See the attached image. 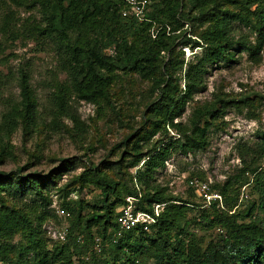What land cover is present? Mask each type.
Here are the masks:
<instances>
[{
    "label": "trees",
    "instance_id": "16d2710c",
    "mask_svg": "<svg viewBox=\"0 0 264 264\" xmlns=\"http://www.w3.org/2000/svg\"><path fill=\"white\" fill-rule=\"evenodd\" d=\"M232 3L239 9H230L228 5ZM252 4H256V8L250 11L248 7ZM33 8H37L41 17L40 25L35 27L36 35L50 41L58 58V68L65 75L64 83L50 98L54 118L61 114L79 125V119L68 103L70 99L85 103L108 102L113 77L133 74L149 80L153 91L157 92L156 103L149 108L150 117L155 118L154 129L143 138L149 140L159 131L166 132L167 125L176 129L181 137L164 145H153L146 153L141 151L137 141L132 147L133 153H129L132 159L116 164V170L131 180L128 169L143 162L134 177L138 189L124 186L120 190L119 181L106 172L96 167L89 170L86 180L93 178V183L101 189V197L92 206L80 201L62 204L60 210L69 214L60 216L69 221L67 234L64 241H53L51 249H47L48 239L41 226L47 219L55 218L48 209L51 200L45 188L48 183L55 182L58 172L44 178L33 174L22 176L23 169L0 172V207L5 210L0 215V263L75 264L73 257L85 250L82 240L85 236L91 245L100 246V258L93 257L92 264H264V167L259 164L264 158V134L253 147L243 150L242 160L246 157L252 162L239 173L244 184L250 182L245 175L252 176L251 186L256 199L233 213V205L226 202L225 208H220L217 201L201 211L199 223L206 228L220 226L225 230L217 243L209 244L205 249L189 231L190 222L186 219V214L194 209L186 204H194L166 195L155 179L156 172L164 168L172 150L183 153L203 151L213 122L227 108L248 104L247 98L237 101L218 96L212 103L193 111L188 134L187 129L184 131L173 122L182 115L194 95L204 88L207 64L231 62L235 45L250 55L258 54L264 46V6L260 0H151L145 22L123 17L121 12L125 4L122 0H33ZM187 11L197 14L190 18ZM185 20L207 23L208 27L199 34V39L206 44L205 55L187 66L181 78L182 86L176 72L182 71L183 61H174L178 57L174 55V44L180 36L170 34L178 32ZM236 22L256 33L254 46L233 39L232 26ZM151 29L155 38H152ZM193 44L199 46V42ZM3 80L0 74V85ZM16 81L18 101L2 103L0 94V131L5 136L16 131L19 124L27 130L35 127L39 120L29 74L20 69ZM235 184L228 179L220 192L228 195ZM31 194L35 199L30 201V206L21 203V199ZM127 197L135 200V212H145L156 221L147 231L138 226L116 237L119 229L117 209L126 205ZM5 200L17 204L10 207ZM155 206H163L157 216ZM85 207L99 212L83 215ZM20 208L38 214V222L21 213ZM18 234L27 238V250H17L9 242ZM29 252L32 257L27 259ZM12 253H16L14 257L10 256Z\"/></svg>",
    "mask_w": 264,
    "mask_h": 264
},
{
    "label": "rangeland",
    "instance_id": "374dc122",
    "mask_svg": "<svg viewBox=\"0 0 264 264\" xmlns=\"http://www.w3.org/2000/svg\"><path fill=\"white\" fill-rule=\"evenodd\" d=\"M260 3L264 6V0H260ZM237 6L235 3L228 5L230 9L236 10L239 9ZM248 8L253 11L256 4ZM147 10L149 11L148 7ZM188 13L190 18L197 14ZM40 23L41 17L37 8H33V0H0V74L4 77L0 85L1 101H6V104L18 101L19 87L16 79L21 69L29 74L30 87L39 111V120L35 127L26 130L19 124L18 129L10 136H5L0 131V172L10 173L23 169L22 176L33 174L41 178L58 172L55 174V182L48 183L45 188L51 200L48 209L55 218L47 219L41 226L48 239L47 249H51L53 241L49 240L46 228L64 229L69 224L68 220L60 217L62 204L80 201L92 206L101 197V189L93 183V178L86 180L89 170L96 167L99 171L106 172L115 181H119L120 190L124 186L138 189L134 177L143 162L128 169L131 180L116 170V164L132 159L129 153H133L132 147L137 141L141 151L146 153L153 145H164L181 135L167 125L166 132L159 131L149 140L143 138L149 136L154 129L152 123L155 118L150 117L149 108L156 103L157 92L153 91L149 80H142L133 74H117L113 77L109 86L108 102L99 100L98 103H85L70 99L68 103L81 124L76 126L70 118L61 114L54 118L50 98L64 83L65 75L58 68V58L50 41L36 35L35 27ZM182 23L183 27L170 35L180 36L174 44V55H178L174 61H183L182 71L176 72V77L183 86L184 81L181 78L187 66L196 63L205 55L206 44L199 39V34L208 24L191 20ZM151 30L152 38H155V33ZM231 35L235 41H242L247 46L256 44V33L239 22L233 24ZM185 42L189 43L185 45ZM194 42H199V46H195ZM232 53L234 57L231 62L206 65L208 72L204 77V88L194 95L182 115L173 122L184 131L187 129L188 134L189 119L193 111L212 103L218 96L237 101L247 98L248 104L227 108L213 122L208 134V144L203 151L183 153L172 150L164 168L155 175L157 185L166 195L194 204H186L194 208L186 214V219L190 222L189 231L202 249L217 243L225 230L220 226L206 228L199 223L201 211L209 209V206L189 187L190 180L206 183L211 194H220V208H225L227 202L233 205L231 213L243 210L256 199L251 186L252 176L246 174L245 177L250 182L244 184L239 173L252 162L246 157L242 160L243 150L253 147L264 134V46L258 54L250 55L241 46L235 45ZM165 60L169 58L166 56ZM259 164L264 167V158ZM228 179L236 184L228 195L222 194L220 190ZM33 199L35 198L31 194L20 201L29 205ZM5 203L10 207L17 204H13L11 200H5ZM163 206L155 207L156 213H160ZM96 210L85 207L82 214L99 212ZM4 212L0 207V215ZM20 212L34 221L38 216L26 208ZM37 222L38 220L35 221ZM92 231L94 233L95 228ZM82 238L86 247L73 257L74 263L92 264L93 257L100 258V253L85 236ZM9 242L17 250H27V238L22 235H15ZM15 254L10 256L14 257ZM31 257L32 252H29L27 259Z\"/></svg>",
    "mask_w": 264,
    "mask_h": 264
},
{
    "label": "built area",
    "instance_id": "2783aa9c",
    "mask_svg": "<svg viewBox=\"0 0 264 264\" xmlns=\"http://www.w3.org/2000/svg\"><path fill=\"white\" fill-rule=\"evenodd\" d=\"M125 4V8L122 10V16L126 18H135L139 22L147 21L146 15L148 13L147 7L149 5V0H122ZM189 187L194 190L196 195L200 197L203 202L209 206L213 201H217L222 206V197L220 194H211L209 192L208 185L206 183L198 182L197 180H190ZM135 200L131 197L126 198V205L120 207L118 209L117 216V224L118 231L115 234L116 237H120L122 233L126 231H130L135 227H142L144 231L148 230V226L152 223H155V218L150 216L149 214L134 210V202ZM156 208H160L161 206H155ZM60 216L66 215L69 216L68 213H65L63 210H59ZM158 213L155 211V216ZM48 235L50 236V240L54 242H62L65 239L67 234V229H55L53 227L46 228ZM95 250L97 252L100 251L99 244L95 245Z\"/></svg>",
    "mask_w": 264,
    "mask_h": 264
}]
</instances>
